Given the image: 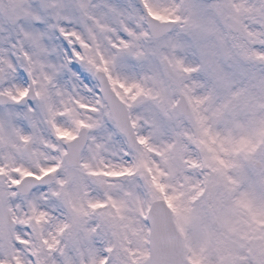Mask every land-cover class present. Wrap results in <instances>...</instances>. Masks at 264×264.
<instances>
[{
  "label": "snow or ice",
  "instance_id": "snow-or-ice-1",
  "mask_svg": "<svg viewBox=\"0 0 264 264\" xmlns=\"http://www.w3.org/2000/svg\"><path fill=\"white\" fill-rule=\"evenodd\" d=\"M0 264H264V0H0Z\"/></svg>",
  "mask_w": 264,
  "mask_h": 264
}]
</instances>
